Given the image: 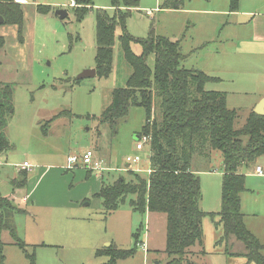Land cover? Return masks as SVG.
Masks as SVG:
<instances>
[{"label":"rangeland","instance_id":"rangeland-1","mask_svg":"<svg viewBox=\"0 0 264 264\" xmlns=\"http://www.w3.org/2000/svg\"><path fill=\"white\" fill-rule=\"evenodd\" d=\"M17 1L24 11V42H19L16 27L0 24V34L6 40L0 50V72L6 70L8 83L15 84L14 109L7 117L5 129L10 147L0 155V194L10 198L16 191L19 200L13 201L14 205L26 211L12 213L10 226L28 245V251L34 253L36 264H106L109 257L97 256V252L111 246L135 249L134 256L117 264H167L165 214L135 213L130 207L135 196H130L119 210L105 215L103 201L96 197L102 180L88 176L80 165L67 170L70 156L93 150L105 162L103 177L109 184L120 177L130 181V170L149 177V149H136L137 134L145 124V110L132 107L128 117L119 121L115 134L108 123L101 121L112 104L113 91L124 88L132 74L119 40L114 47L112 75L77 83L82 72L96 67L95 12L78 22L72 0ZM112 1L93 0L94 8L113 12ZM168 1L178 2L179 9H163ZM38 6H49L51 11L40 14ZM229 8L230 0H139V8L127 20V31L136 38H146L153 31L157 37L179 42L186 69L219 79L209 82L207 90L226 95L228 108L237 111L235 129L241 130L262 101L258 102L264 93V82L261 69L256 71L240 64L227 25L230 19L238 18L229 14ZM58 10H66L68 17L61 20ZM133 51L141 54V46L134 44ZM154 60V56L148 59L151 68ZM64 111L70 114L47 124ZM136 155L141 161L129 168L127 157ZM24 162L32 166L28 184L15 188L12 182L21 178L18 171ZM257 165L264 169V157L255 165L240 169L247 188L242 210L248 222L264 227V178L255 174ZM192 170L201 180V209L219 212L224 174L222 152L195 156ZM26 193L30 194L28 204L21 201ZM140 227L139 243H146L148 252L136 245L134 234ZM203 228V246L196 244L189 250L202 247V252L190 253V264H225L221 258L225 250L245 252L244 245L234 238L227 248L218 246L223 228L209 217ZM2 242L5 264H30L14 245L10 232H3Z\"/></svg>","mask_w":264,"mask_h":264},{"label":"trees","instance_id":"trees-1","mask_svg":"<svg viewBox=\"0 0 264 264\" xmlns=\"http://www.w3.org/2000/svg\"><path fill=\"white\" fill-rule=\"evenodd\" d=\"M75 16L80 22L90 12L96 16V71L97 77L109 78L114 68V47L119 40L125 59L132 68V74L124 88L113 91L112 104L102 115V122L108 123L116 133L120 120L128 117L132 107L145 110V124L138 137L148 135L150 168L149 177L143 178L137 172L128 171V181L120 177L113 183L105 181L96 197L103 201L105 215L121 208L130 196V207L135 213H160L167 217L165 254L167 264H190L188 255L196 244L204 243V220L209 217L216 226H222L223 236L216 243L227 246L234 238L245 247L243 256L248 263L264 264V243L246 226L242 212V195L247 191L246 177L240 172L245 166L255 165L264 157V116L252 112L241 130L235 129L237 111L227 106L226 95L207 90L209 82L218 78L204 72L186 69L185 56L180 43L164 37H157L153 31L146 38H136L127 31V20L139 8V0H113V12L95 9L93 0H74ZM240 0H230V12H237ZM163 9H179V3L168 1ZM40 14H48L49 6H38ZM2 25L17 26L20 43L24 42V11L15 0H0ZM120 30V34H119ZM6 40L0 36V50ZM141 46V54L133 51V45ZM154 56V67L148 59ZM75 82H79L75 80ZM14 83L0 82V155L9 147L5 136L7 117L13 113ZM70 114L65 111L48 121ZM46 132V130H44ZM213 151L223 155L224 174L222 178V200L219 212H204L201 180L192 170L195 156H210ZM21 178L12 182L15 188L28 184L26 171ZM92 172L88 171V176ZM26 214L9 197L0 194V264H4L3 232H10L14 245L18 246L30 264H36L25 241L21 240L9 224L12 213ZM141 227L134 238L139 243ZM135 249L123 250L111 246L98 250L97 256L106 255V264H117L134 256Z\"/></svg>","mask_w":264,"mask_h":264},{"label":"crops","instance_id":"crops-1","mask_svg":"<svg viewBox=\"0 0 264 264\" xmlns=\"http://www.w3.org/2000/svg\"><path fill=\"white\" fill-rule=\"evenodd\" d=\"M17 2L20 3V1H17ZM229 14L232 15L233 17L238 18L232 21L230 19L227 25L230 26L229 28L231 30L230 39L231 41L236 43L235 52L240 57L239 59H240L241 66H245L247 64V66L254 67L256 71L261 69V72H259L260 78L264 82V0H240L238 11L231 13L229 10ZM14 27H16L17 29V26H14ZM0 36L4 37L1 34ZM0 67H2L1 61H0ZM8 78H9V75L6 73V70L3 71L2 73L0 72V82L8 83V80H7ZM263 97H264V93L259 96L258 102L261 99H263ZM257 103L255 104L254 107H256ZM258 166L260 165H257L256 167ZM255 169H254V172H255ZM23 171H26V170H22L20 168V170L18 171V174L22 173ZM30 171L31 170L26 171L28 175ZM92 175H94L98 179H101L103 176V173L99 175L92 173ZM30 181H31L30 182L31 184L32 180L30 179ZM15 192L10 197L13 201H15L16 199L19 200V198L17 197L18 193H15ZM245 193H243V195ZM26 194L27 195H24L21 201L25 204H28L29 199H30V194L28 193ZM243 195H242V198H243ZM243 214L245 215L244 220H245V224L247 228L261 242L264 243V227L261 224L258 225L253 222H248L247 215L244 212ZM192 248H195V247H192ZM201 248L202 247H198L195 250L193 249V251H190V253L200 254V252H202ZM221 258H224L223 260H225V264H249L245 257L231 256V255L227 256L225 252H223V256L221 254ZM4 264H5V260H4ZM154 264H159V262L155 261Z\"/></svg>","mask_w":264,"mask_h":264},{"label":"built area","instance_id":"built-area-1","mask_svg":"<svg viewBox=\"0 0 264 264\" xmlns=\"http://www.w3.org/2000/svg\"><path fill=\"white\" fill-rule=\"evenodd\" d=\"M74 6H75V2L74 0H72V7ZM150 142H151V137L148 135H142L138 137L136 142L137 151L139 152L144 151L145 148L149 146ZM149 155H150V151H149ZM126 160L128 162V167L131 168L133 164H137L141 161V157L139 155L129 156L127 157ZM79 165L84 167L87 171H91L92 173L97 175L102 174L106 170L104 160L99 158L93 150H87L80 156H70L68 158L67 170H73L75 167H78ZM20 168L22 170L29 171L32 169V166L29 163L25 162L20 166ZM133 171H137V170H133ZM255 174L264 177V169L261 166L256 167ZM138 246H140L143 250H146L148 252L146 243H138Z\"/></svg>","mask_w":264,"mask_h":264},{"label":"water","instance_id":"water-1","mask_svg":"<svg viewBox=\"0 0 264 264\" xmlns=\"http://www.w3.org/2000/svg\"><path fill=\"white\" fill-rule=\"evenodd\" d=\"M56 14L59 16L61 20H64L68 17V12L66 10H58ZM0 24H4V19L0 17ZM97 76V71L96 69H91V70H85L82 72L78 77L77 80H83L85 78H94ZM255 114L259 116H264V99H262L261 103L259 106L256 108Z\"/></svg>","mask_w":264,"mask_h":264}]
</instances>
